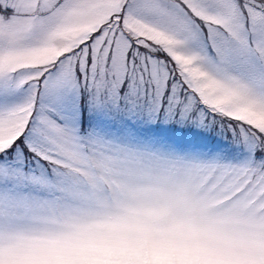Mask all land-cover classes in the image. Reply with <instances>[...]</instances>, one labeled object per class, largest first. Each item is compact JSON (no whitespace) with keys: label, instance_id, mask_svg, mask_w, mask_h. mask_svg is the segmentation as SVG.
<instances>
[{"label":"snow or ice","instance_id":"obj_1","mask_svg":"<svg viewBox=\"0 0 264 264\" xmlns=\"http://www.w3.org/2000/svg\"><path fill=\"white\" fill-rule=\"evenodd\" d=\"M126 201L264 264V0H0V264H89L71 227Z\"/></svg>","mask_w":264,"mask_h":264},{"label":"clouds","instance_id":"obj_2","mask_svg":"<svg viewBox=\"0 0 264 264\" xmlns=\"http://www.w3.org/2000/svg\"><path fill=\"white\" fill-rule=\"evenodd\" d=\"M70 231L71 246L93 257L89 264H194L193 255L229 243L234 227L194 206L161 211L126 201L78 221Z\"/></svg>","mask_w":264,"mask_h":264}]
</instances>
